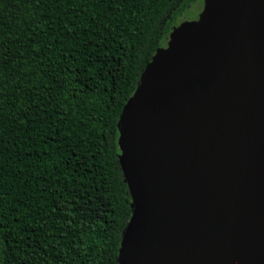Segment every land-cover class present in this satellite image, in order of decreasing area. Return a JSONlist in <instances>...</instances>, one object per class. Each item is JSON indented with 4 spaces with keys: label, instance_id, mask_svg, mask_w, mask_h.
Here are the masks:
<instances>
[{
    "label": "trees",
    "instance_id": "trees-1",
    "mask_svg": "<svg viewBox=\"0 0 264 264\" xmlns=\"http://www.w3.org/2000/svg\"><path fill=\"white\" fill-rule=\"evenodd\" d=\"M196 0H0V264H118V124Z\"/></svg>",
    "mask_w": 264,
    "mask_h": 264
},
{
    "label": "water",
    "instance_id": "water-1",
    "mask_svg": "<svg viewBox=\"0 0 264 264\" xmlns=\"http://www.w3.org/2000/svg\"><path fill=\"white\" fill-rule=\"evenodd\" d=\"M154 59L118 124L117 263L264 264V0H196Z\"/></svg>",
    "mask_w": 264,
    "mask_h": 264
},
{
    "label": "rangeland",
    "instance_id": "rangeland-1",
    "mask_svg": "<svg viewBox=\"0 0 264 264\" xmlns=\"http://www.w3.org/2000/svg\"><path fill=\"white\" fill-rule=\"evenodd\" d=\"M156 71V70H155ZM151 85V81H146V84L144 85V88H139L138 87V89L141 91V90H143V89H145V88H149V86ZM138 91V90H137Z\"/></svg>",
    "mask_w": 264,
    "mask_h": 264
}]
</instances>
